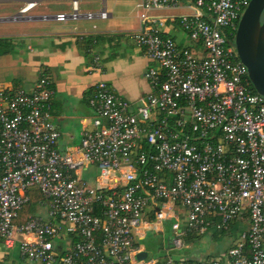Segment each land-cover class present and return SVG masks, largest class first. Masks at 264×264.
<instances>
[{
  "label": "built area",
  "instance_id": "1",
  "mask_svg": "<svg viewBox=\"0 0 264 264\" xmlns=\"http://www.w3.org/2000/svg\"><path fill=\"white\" fill-rule=\"evenodd\" d=\"M250 0H140L142 29L130 39L150 66L141 104L104 82L91 91L92 131L61 152L54 124V90L42 76L29 92L0 85V242L38 264H134L145 224H171V247L187 236L246 227L215 260L167 255L161 264H264V97L239 60L235 34ZM36 5L28 0L24 13ZM184 7L180 47L148 23V12ZM105 9L43 16L65 23L105 20ZM96 168L93 185L84 172ZM47 218L15 224L32 192ZM102 209L101 215L94 213ZM152 216V220L148 216ZM183 219V221H181ZM20 238V240L17 239ZM70 239L57 256L54 240ZM152 262V261H151ZM153 264L154 261L152 262ZM141 264V263H138Z\"/></svg>",
  "mask_w": 264,
  "mask_h": 264
},
{
  "label": "crops",
  "instance_id": "2",
  "mask_svg": "<svg viewBox=\"0 0 264 264\" xmlns=\"http://www.w3.org/2000/svg\"><path fill=\"white\" fill-rule=\"evenodd\" d=\"M28 0H0V85L10 92L31 91L45 76L54 90L51 113L58 128L61 152L72 150L81 143L82 132L92 131L95 113L88 105L92 89L104 82L115 94L141 104L150 91L144 74L150 62L137 48L130 36L142 29L139 21L140 0H78L79 11L97 13L105 9L109 18L91 21L56 23L44 21L43 16L70 14L72 0H36V5L21 13ZM186 12L184 7L148 12L149 22L158 26L165 36L180 47L189 42L177 24V16ZM98 175L96 168L84 172L85 180L93 185ZM30 203L23 207L15 224H24L30 218L45 220L47 210L42 197L30 196ZM36 198V200H35ZM152 220V216H148ZM246 223H235L230 231L206 235L212 241L223 239L226 250L244 230ZM203 235V236H206ZM202 236V237H203ZM171 224H144L139 230L134 264H161L165 256L188 261L215 260L226 251H203L194 246L201 237L187 236L185 246L178 252L171 247ZM20 240L19 237H17ZM70 239L54 240L56 255L69 247ZM187 257L183 256V251ZM152 261V262H151ZM0 264H38L24 259L18 243L5 248L0 242Z\"/></svg>",
  "mask_w": 264,
  "mask_h": 264
},
{
  "label": "water",
  "instance_id": "3",
  "mask_svg": "<svg viewBox=\"0 0 264 264\" xmlns=\"http://www.w3.org/2000/svg\"><path fill=\"white\" fill-rule=\"evenodd\" d=\"M234 43L253 89L264 97V0H250L239 21Z\"/></svg>",
  "mask_w": 264,
  "mask_h": 264
},
{
  "label": "rangeland",
  "instance_id": "4",
  "mask_svg": "<svg viewBox=\"0 0 264 264\" xmlns=\"http://www.w3.org/2000/svg\"><path fill=\"white\" fill-rule=\"evenodd\" d=\"M37 193V192H36ZM181 221H183V219H181ZM201 239L196 242L195 244V248L199 249V250H203V251H211V250H215V251H226V244L227 242L223 239H219V240H215L214 242L212 241V237L209 235L206 236H200ZM184 253H188L186 250L183 251V256L187 257V255H185Z\"/></svg>",
  "mask_w": 264,
  "mask_h": 264
},
{
  "label": "trees",
  "instance_id": "5",
  "mask_svg": "<svg viewBox=\"0 0 264 264\" xmlns=\"http://www.w3.org/2000/svg\"><path fill=\"white\" fill-rule=\"evenodd\" d=\"M30 196H38V197H40L41 196V194L40 193H36L35 191L34 192H32L31 193V195ZM31 198V200H32V202H34L33 201V199H32V197H30ZM35 200H36V198H35ZM94 213L96 214V215H101L102 214V209L100 208V207H96L95 209H94Z\"/></svg>",
  "mask_w": 264,
  "mask_h": 264
}]
</instances>
